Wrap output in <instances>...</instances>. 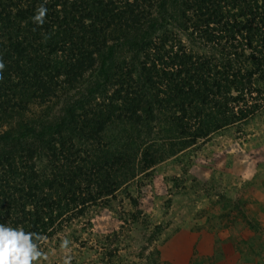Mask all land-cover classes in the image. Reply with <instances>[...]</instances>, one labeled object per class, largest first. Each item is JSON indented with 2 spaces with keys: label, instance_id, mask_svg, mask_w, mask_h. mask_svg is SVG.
Here are the masks:
<instances>
[{
  "label": "trees",
  "instance_id": "1",
  "mask_svg": "<svg viewBox=\"0 0 264 264\" xmlns=\"http://www.w3.org/2000/svg\"><path fill=\"white\" fill-rule=\"evenodd\" d=\"M0 59V223L41 246L259 107L264 0H0Z\"/></svg>",
  "mask_w": 264,
  "mask_h": 264
},
{
  "label": "rangeland",
  "instance_id": "2",
  "mask_svg": "<svg viewBox=\"0 0 264 264\" xmlns=\"http://www.w3.org/2000/svg\"><path fill=\"white\" fill-rule=\"evenodd\" d=\"M180 40L206 54L185 32ZM246 99L259 106L248 118L155 166L132 196L65 217L39 264H264V90ZM160 123L145 139L165 145L172 133Z\"/></svg>",
  "mask_w": 264,
  "mask_h": 264
},
{
  "label": "clouds",
  "instance_id": "3",
  "mask_svg": "<svg viewBox=\"0 0 264 264\" xmlns=\"http://www.w3.org/2000/svg\"><path fill=\"white\" fill-rule=\"evenodd\" d=\"M47 8L42 4L33 21L38 24L44 23ZM5 64L0 59V79L3 78ZM43 239L33 232H26L23 228H13L4 223H0V264H39L44 256L37 243ZM71 241L65 238L61 247L68 249ZM71 257H68L64 264H70Z\"/></svg>",
  "mask_w": 264,
  "mask_h": 264
}]
</instances>
